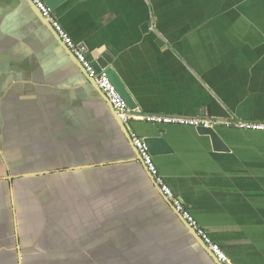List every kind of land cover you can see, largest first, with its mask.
Instances as JSON below:
<instances>
[{"label":"crops","instance_id":"1","mask_svg":"<svg viewBox=\"0 0 264 264\" xmlns=\"http://www.w3.org/2000/svg\"><path fill=\"white\" fill-rule=\"evenodd\" d=\"M190 2L52 12L96 67L108 62L137 115L264 122V0ZM129 130L164 139L160 175L214 241H239L233 264H264V132L217 124V150L194 127ZM136 159L30 4L0 0V264H216Z\"/></svg>","mask_w":264,"mask_h":264},{"label":"built area","instance_id":"2","mask_svg":"<svg viewBox=\"0 0 264 264\" xmlns=\"http://www.w3.org/2000/svg\"><path fill=\"white\" fill-rule=\"evenodd\" d=\"M33 6L38 10L40 15L48 22L58 38L69 50L75 60L81 65L87 75L95 82L97 88L104 95L112 109L116 112L119 120L128 130L131 121H142L146 123L158 125H178L184 127L198 128H212L217 124L229 125L233 128L243 131H257L264 132V122H245L230 120L226 122H218L200 117H186V116H170V115H137L135 109H130L126 101L117 91L116 87L111 82L107 68H99L95 63L88 59L86 48L78 43H75L70 36L61 27L58 20L53 15L52 10L45 4L43 0H29ZM96 60V58H95ZM131 144L137 151L141 163L149 176L152 178L154 184L159 189L162 196L170 203L173 210L180 216V218L187 224V226L194 232L195 236L201 243L209 250L215 260L220 264H233L227 256L225 250L221 245L214 241L205 228H203L195 217L186 208L181 198L176 196L170 187L166 184L156 167L153 157L146 146L144 139L138 137L134 133H130Z\"/></svg>","mask_w":264,"mask_h":264},{"label":"water","instance_id":"3","mask_svg":"<svg viewBox=\"0 0 264 264\" xmlns=\"http://www.w3.org/2000/svg\"><path fill=\"white\" fill-rule=\"evenodd\" d=\"M31 8L34 10V12L37 14V16L42 20V22L45 24V26H47V28L52 32V34L55 36V38H57V40L60 42L61 46H63L64 50H66L67 54L70 56V58H72L73 62H75V64L78 66V68L82 71V73L84 74L87 82L89 84H91V86L97 90V92L100 94V96L108 103V101L106 100V98L104 97V95L101 93V91L97 88L95 82L87 75V73L82 69L81 65L75 60V58L72 56V54L69 52V50L64 46V44L61 42V40L58 38L57 34L53 31V29L50 27V25L48 24V22L40 15V13L38 12V10L33 6V4L29 1L26 0ZM61 0H44L45 4L51 9L53 10L58 3H60ZM93 57H98L96 54L93 55ZM98 65L101 68H107V74L111 80V82L113 83V85L116 87L117 91L119 92V94L122 96V98L126 101L128 107L130 109H134L135 108V103L132 100V98L130 97V94L127 92V90L125 89L124 85L122 84V82L120 81V79L118 78V76L116 75V73L112 70L111 67L108 66V62L102 58V57H98L96 59ZM108 105L110 106V104L108 103ZM113 117L116 121V124L119 126V128L121 129V131L123 132V134L125 135L126 139L128 140V142L130 143L133 152L136 156V160L141 163V160L137 154V151L134 149V147L131 144V140H130V136L125 128V126L121 123V121L119 120L116 112L112 109V107L110 106ZM199 134L208 136L210 138V141L213 145V147L217 150H227L226 146L224 145V143L222 142V140L220 139V137L218 136V134L215 132L214 129L212 128H204L202 126L197 128ZM144 142L146 144V146L149 149V152L151 155H154L158 152H165L168 151V146L165 143L164 139L162 137H149V138H145ZM145 169V168H144ZM147 172V171H146ZM148 174V173H147ZM149 175V174H148ZM150 177V176H149ZM151 178V177H150ZM152 180V178H151ZM153 182V180H152ZM158 189V188H157ZM169 204V202H168ZM176 216H178L179 219L180 216L176 213ZM183 221V220H182ZM183 223L187 226V224L183 221ZM188 228V227H187ZM188 230L190 231V233L192 234V236H194V238H196L200 244L202 245V247L207 250V252L210 254L211 258L214 260V262H216V264H220L218 263L215 258L213 257V255L209 252V250L201 243V241L195 236L194 232L188 228ZM208 232H214L216 231L215 229H207ZM239 241L236 242H221V247L223 250L228 251L229 249H231V246L234 244H238Z\"/></svg>","mask_w":264,"mask_h":264},{"label":"rangeland","instance_id":"4","mask_svg":"<svg viewBox=\"0 0 264 264\" xmlns=\"http://www.w3.org/2000/svg\"><path fill=\"white\" fill-rule=\"evenodd\" d=\"M193 2V0H191V2L190 3H192ZM180 13H182L181 11H180ZM183 13H185V12H183Z\"/></svg>","mask_w":264,"mask_h":264}]
</instances>
